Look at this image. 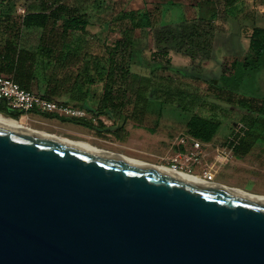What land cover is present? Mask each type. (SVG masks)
<instances>
[{"label": "water", "instance_id": "water-1", "mask_svg": "<svg viewBox=\"0 0 264 264\" xmlns=\"http://www.w3.org/2000/svg\"><path fill=\"white\" fill-rule=\"evenodd\" d=\"M0 264H264V203L0 125Z\"/></svg>", "mask_w": 264, "mask_h": 264}, {"label": "rangeland", "instance_id": "rangeland-1", "mask_svg": "<svg viewBox=\"0 0 264 264\" xmlns=\"http://www.w3.org/2000/svg\"><path fill=\"white\" fill-rule=\"evenodd\" d=\"M100 1H104V5L101 9H95V0H67L73 6L88 10L92 16V23L88 27V39L81 44L82 50L78 52L77 61L74 59L72 63L67 62L57 71L62 86L65 89H71L73 80L76 76L80 79L86 66L90 78L94 80L93 83L82 86V91L86 87L90 89L88 91L90 97L87 98L86 104H83L89 108L80 107V101H68V106L81 110L84 116L79 119L88 122L90 126L67 120L77 119V117L67 116L66 120H62L61 118L64 117L53 115V117H47L50 114L40 115L31 112L27 118L22 119L24 124L31 130L54 134L73 141H85L93 147L129 159L147 164L164 165L175 153L176 138L180 134L187 133L188 119L192 115H198L219 124L216 134L209 141L211 145L208 148L205 147L206 155L198 164L190 168L191 174L198 176L201 168L211 163L214 147L223 144L233 128H237V123L240 125L242 122H248L250 114H253L256 117V123L247 139L249 146L247 153L234 154L230 162L220 166L214 181L248 193L264 195V99L258 97L257 100L249 101L245 107L237 98L216 90L194 77L179 76L163 69L165 60L175 66H187L190 62L188 61L187 65H180V62L174 58L162 57L154 53L151 30L142 29L128 33L132 39L140 41L141 53L150 61L151 67L133 66L128 83L122 81L119 72L115 73V78H112L115 82L108 91H111L113 96L120 97L125 89L126 95L122 100L125 105L119 110L107 109V103L102 100L105 86L110 82L107 75L106 49L112 48L110 46L115 40L123 36L118 29L111 28L110 22L117 16L126 0ZM114 2L116 5L109 10L108 7ZM262 3L263 0H242L233 11L236 21L241 24L240 29L236 26L235 29H238L240 33L238 41L242 51L248 50L251 17L264 16ZM135 6L130 3V7L135 12H146L150 15L153 27L179 22L186 18L190 20L191 14H195V11L191 10L193 5L184 1L175 5L179 8L175 15H170L168 10L157 8V5L153 3L150 8L148 7L149 9L144 3L139 4L138 9H134ZM39 7L40 0H0V22L18 25L25 12L37 11ZM207 8L204 12L205 18L212 16L211 19L218 28L224 27L225 32L228 30L235 32L227 23H223L224 11L221 4L213 0ZM15 30L14 26L9 32L0 31V47L6 40L12 39ZM222 40L219 39L218 46L222 44ZM222 58L225 59V57ZM194 64L200 70H211L217 67L214 62L208 60H196ZM144 76L148 78L170 76L176 80L173 87L181 93L170 99H166L165 96L158 99L150 89L141 94L142 97L137 93L140 89L146 90L143 87L139 88L140 79ZM255 85L260 94L264 95V70L256 75ZM252 110L254 112H251Z\"/></svg>", "mask_w": 264, "mask_h": 264}, {"label": "trees", "instance_id": "trees-1", "mask_svg": "<svg viewBox=\"0 0 264 264\" xmlns=\"http://www.w3.org/2000/svg\"><path fill=\"white\" fill-rule=\"evenodd\" d=\"M240 1L242 0H215L223 7V23H227L230 29L235 30V32L232 30L225 32L224 27L218 28L213 23L212 16L153 27L150 15L146 12H135L130 7L132 0H126L117 16L110 22L111 28L118 29L123 36L115 40L110 46L112 48L106 49L107 75L110 82L105 86L102 100L107 103V109L119 110L125 105L124 102L122 103L126 95L125 89L120 97L113 96L111 91H108L115 82L112 80L115 78V73L119 72L122 81L128 83L133 66L151 67L150 61L141 53L140 41L128 35L142 29L152 31L154 53L167 57L168 53L173 51L190 60L187 66H175L165 60L163 69L179 76L194 77L216 90L237 98L245 107L249 101L257 100L258 97L264 99V95L260 94L255 85L256 75L264 70V16L251 17L249 49L242 51L238 41L240 35L238 29L241 24L236 21L233 14ZM94 5L95 9H101L104 1L95 0ZM113 5L116 3H111L108 9L111 10ZM91 19L92 16L88 10L73 6L67 0H40L39 9L25 12L18 25L0 22V31L4 33L12 30L14 26L16 28L12 39L6 40L0 47V75L11 77L24 89L37 93L44 92L55 79L56 67L64 65L69 56L76 55L81 50L82 39L87 35L86 27L91 25ZM235 26L238 29H235ZM219 39L223 40L218 46ZM196 60L212 61L217 67L211 70H200L194 64ZM93 82L85 66L80 79L76 76L73 80V90L79 97H84L86 92L82 91V86ZM175 82L176 80L170 76L158 78L144 76L140 79L139 88L143 87L146 90L140 89L137 94L143 97L141 94L151 89L156 98L161 99L165 96L166 99H170L181 93L173 87ZM42 95L46 96L44 93ZM80 107L89 108L83 104H80ZM0 114L12 119L20 116V113L10 111L3 101H0ZM47 117L53 116L47 115ZM67 120L90 126L82 119ZM255 123L256 117L250 114L249 121L240 123L241 127L236 133L234 128L231 131L230 136L235 133L234 140L237 141L233 148L236 155L247 153L249 149L247 139ZM186 127L189 136L206 143L216 134L219 124L216 121L192 115ZM233 144L230 141V145Z\"/></svg>", "mask_w": 264, "mask_h": 264}, {"label": "built area", "instance_id": "built-area-1", "mask_svg": "<svg viewBox=\"0 0 264 264\" xmlns=\"http://www.w3.org/2000/svg\"><path fill=\"white\" fill-rule=\"evenodd\" d=\"M0 101H3L5 106L13 112L20 113L17 119L27 118L29 112L35 114H50L66 118L84 116V113L79 109H73L61 102L49 99L40 93L32 90L24 89L19 86L11 77L0 75ZM76 119V118H75ZM241 125L235 128V133ZM234 133V134H235ZM234 134L229 136L223 144L214 147V154L210 164L201 168V173L198 175L202 180L209 183H214L220 166L230 162L234 155ZM243 135V133H241ZM230 141L233 145H230ZM175 153L165 162L164 165L171 167L180 172L190 173V168L198 164L199 161L206 155L205 147H209L210 142H201L192 138L187 133L180 134L174 142Z\"/></svg>", "mask_w": 264, "mask_h": 264}, {"label": "crops", "instance_id": "crops-1", "mask_svg": "<svg viewBox=\"0 0 264 264\" xmlns=\"http://www.w3.org/2000/svg\"><path fill=\"white\" fill-rule=\"evenodd\" d=\"M182 1H184L185 3H189L190 5H193L191 7V10L195 11V14H191L192 19L193 18H197V17L205 18L206 16L204 15V12H205L206 9H208L207 6H210L213 3V0H132L131 3L133 5H136L135 7H133L134 9H138L139 4L142 5L143 3L145 4L146 8L149 9L151 7V3H153V4L157 5L156 6L157 8L160 7L161 10L162 9L168 10V13L170 15L171 14L175 15L179 11V8L176 7L175 5H177L179 3L181 4ZM262 5L264 7V3H262ZM184 20H188V18H186ZM10 24H11V22H10ZM89 26L86 27V32L89 31L88 30ZM87 37H88V35H85L83 37V39H82V42L86 41V39H88ZM247 47L249 49V41H248ZM81 50H82V46H81ZM152 51L155 52V48L154 47H152ZM78 52H77V54H78ZM77 54L69 56L68 60L64 63V65L67 62L72 63V60H74V59L77 61V57H78ZM168 56L171 57V58L176 59L177 61H179L180 65H187L186 63L188 61L190 62L189 58H187V57H185V56H183L181 54L175 53L173 51H170L168 53ZM64 65H60V66L56 67V69L54 71V75H55L54 78L55 79H53V82H51L50 85H48L45 88L44 92H40V94L44 93L49 99L55 100L57 102H61V103L65 104V105H68V101L69 102L80 101L79 104H86L85 102H86L87 98L90 97L89 94H88V91L90 89H88V87H86L85 90H84L86 92V95L84 97L83 96L79 97L78 94L75 95L73 87L71 89H65V87L62 86V84H61L62 82L59 80V78L57 76V71H58V68H60V67H62ZM92 105H93V103H92Z\"/></svg>", "mask_w": 264, "mask_h": 264}, {"label": "bare ground", "instance_id": "bare-ground-1", "mask_svg": "<svg viewBox=\"0 0 264 264\" xmlns=\"http://www.w3.org/2000/svg\"><path fill=\"white\" fill-rule=\"evenodd\" d=\"M24 119V118H22ZM22 119H18V120H14L12 118L9 117H5L2 114H0V125L6 126L8 128L14 129V130H19V131H24V132H30V133H37L38 135H41L43 137L49 138L51 140L54 141H58V142H62L65 143L67 145H71L73 147L79 148L81 150L84 151H89V152H96V153H101V154H105L107 156L119 159V160H123L129 163H133V164H137L140 166H145V167H149L152 168L154 170H157L159 172L165 173V174H170L173 175L179 179H182L184 181H188L194 184H198V185H210V186H214V187H218L221 188L227 192H231L235 195H239V196H243L245 198H249V199H253V200H257L260 202L264 203V195H258V194H253V193H248L245 192L243 190L237 189V188H233V187H227L224 186L220 183H209V182H205L204 180H202L200 177L190 174V173H185V172H180L178 170H175L171 167H167L164 165H155V164H147L138 160H134V159H129L126 158L124 156L118 155V154H114L111 152H107L101 149H98L96 147L91 146L89 143L85 142V141H81V140H77V141H73V140H69L66 138H63L61 136H57L54 134H48L42 131H34L33 129L31 130L30 128H28Z\"/></svg>", "mask_w": 264, "mask_h": 264}, {"label": "flooded vegetation", "instance_id": "flooded-vegetation-1", "mask_svg": "<svg viewBox=\"0 0 264 264\" xmlns=\"http://www.w3.org/2000/svg\"><path fill=\"white\" fill-rule=\"evenodd\" d=\"M216 183V182H215Z\"/></svg>", "mask_w": 264, "mask_h": 264}]
</instances>
